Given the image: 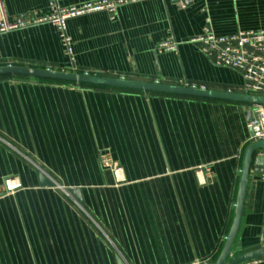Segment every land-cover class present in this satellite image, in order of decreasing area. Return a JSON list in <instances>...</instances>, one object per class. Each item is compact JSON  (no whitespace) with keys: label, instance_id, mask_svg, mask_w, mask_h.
Instances as JSON below:
<instances>
[{"label":"crops","instance_id":"obj_1","mask_svg":"<svg viewBox=\"0 0 264 264\" xmlns=\"http://www.w3.org/2000/svg\"><path fill=\"white\" fill-rule=\"evenodd\" d=\"M4 2L11 21L50 14V0ZM208 27L219 37L264 30V0H189L186 9L179 0H148L119 8L114 19H72L73 63L52 24L14 30L0 34V68L243 94L242 74L191 43ZM167 40L175 51H160ZM249 111L228 101L0 77V264L215 263L253 143ZM101 153L118 172L103 167ZM255 165L233 257L262 249L264 182L254 170L264 163ZM38 172L55 186L42 187Z\"/></svg>","mask_w":264,"mask_h":264},{"label":"built area","instance_id":"obj_2","mask_svg":"<svg viewBox=\"0 0 264 264\" xmlns=\"http://www.w3.org/2000/svg\"><path fill=\"white\" fill-rule=\"evenodd\" d=\"M60 1L50 0V14L47 17L23 14L11 21L4 0H0V34L45 23L52 24L62 40L66 56L73 63V41L68 35L67 28L69 20L101 12L108 13L114 19L119 8L148 0H95L67 8L60 6ZM188 1L179 0L180 8L186 9ZM191 43L198 45L202 54L217 66L229 68L242 74L244 79L243 94L264 97V30L239 32L233 36L219 37L208 27L202 35L191 40ZM159 49L164 52H173L176 50V44L172 40H167L159 46ZM201 89L207 90L205 87ZM250 110L253 113V121L249 124L253 143L264 142V106L252 105ZM100 160L104 168L110 169L114 173L119 171L107 153H101ZM259 180L264 182V174L259 175ZM262 248L264 249V234ZM194 264L210 263L204 261ZM254 264H264V257L256 260Z\"/></svg>","mask_w":264,"mask_h":264},{"label":"water","instance_id":"obj_3","mask_svg":"<svg viewBox=\"0 0 264 264\" xmlns=\"http://www.w3.org/2000/svg\"><path fill=\"white\" fill-rule=\"evenodd\" d=\"M0 77H26L35 78L41 80H51L66 82L76 85H93L103 86L109 88H119L142 91L145 93L154 92L160 94H169L174 96H182L196 99L218 100L228 101L246 104L248 106L261 105L264 106V97L252 96L247 94H238L227 91L216 90H203L197 87L190 86H177L166 85L159 83H149L140 81H130L121 78H108L101 76L85 75L72 72H59L50 70H39L31 68H19V67H1ZM249 122L253 121V113L250 110L247 114ZM264 151V142H254L245 151L240 181L238 186L237 199L234 210V219L227 238L224 242L221 254L218 260L213 264H246L264 257V249H260L254 252L242 254L233 257V249L240 230V224L244 212V206L246 201L248 183L251 176V171L254 162L255 167L261 169L262 163H264V157L258 155V152ZM255 175L264 174V170H254ZM38 179L42 187H54L55 184L46 179L45 175L38 172ZM73 193V192H71ZM74 194V193H73ZM118 264H126L121 258H117Z\"/></svg>","mask_w":264,"mask_h":264}]
</instances>
